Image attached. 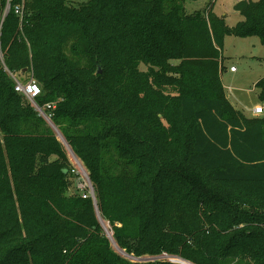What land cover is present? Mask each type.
<instances>
[{
    "label": "trees",
    "instance_id": "1",
    "mask_svg": "<svg viewBox=\"0 0 264 264\" xmlns=\"http://www.w3.org/2000/svg\"><path fill=\"white\" fill-rule=\"evenodd\" d=\"M187 1L0 0V264H264V116L221 80L227 36L264 46V0L235 26Z\"/></svg>",
    "mask_w": 264,
    "mask_h": 264
},
{
    "label": "rangeland",
    "instance_id": "2",
    "mask_svg": "<svg viewBox=\"0 0 264 264\" xmlns=\"http://www.w3.org/2000/svg\"><path fill=\"white\" fill-rule=\"evenodd\" d=\"M210 1H215L214 11L218 16H225L228 26H235L239 21L244 19L239 12L233 10V5L239 0H198L197 2H186V8L189 11L201 10L205 4ZM1 54V51H0ZM223 55L225 58L224 66L226 70L222 74V85L224 86L226 100H228L234 112L240 113L248 118H253V110L255 107L262 105L264 102L260 101V91L257 88V83L264 78V46L259 39L255 37H236L227 36L224 41ZM231 67H235L237 72L230 71ZM144 68V67H143ZM17 78L23 80L22 76L17 74ZM24 101L29 103L25 98ZM261 116H254V118H263ZM60 138V136H59ZM60 140H62L60 138ZM63 144L68 149L69 157L72 166L80 173L77 179L79 186L83 188L88 183L87 176L83 173L84 167L79 163L80 161L72 154L71 149L62 140ZM82 167V168H81ZM85 170V169H84ZM81 183V184H80ZM73 191V189H71ZM129 259L131 257L126 256ZM162 260H172V257L165 256L160 258ZM134 261L147 263L154 260V258L133 259Z\"/></svg>",
    "mask_w": 264,
    "mask_h": 264
},
{
    "label": "built area",
    "instance_id": "3",
    "mask_svg": "<svg viewBox=\"0 0 264 264\" xmlns=\"http://www.w3.org/2000/svg\"><path fill=\"white\" fill-rule=\"evenodd\" d=\"M10 2H11V0H8L6 13H8L10 11V9H11ZM14 11H15V13L18 16H22V14H23L22 5L21 4L16 5L14 7ZM230 71L235 73V72H237V69L235 67H231ZM14 79L16 81V85H15L16 92L21 94V95H23L32 104V106L35 109V111L38 112L40 115H42L49 122L50 121V116L47 115V113L45 111H50L51 109L54 108V106L49 104L47 106L41 107L38 104L37 99L42 94V88L36 82V80L34 78H32V77H30V79L28 81H26V82H22L20 80H17L16 78H14ZM263 114H264V107L262 105L257 106V107L254 108L253 116H261ZM74 171L76 173H78V171H76V169ZM82 171L87 176L86 171L83 168H82ZM78 174H80V173H78ZM87 179H88V176H87ZM88 181H89V179H88ZM85 186L89 189V194L93 195L91 184L87 183ZM84 197H86V196H84Z\"/></svg>",
    "mask_w": 264,
    "mask_h": 264
},
{
    "label": "water",
    "instance_id": "4",
    "mask_svg": "<svg viewBox=\"0 0 264 264\" xmlns=\"http://www.w3.org/2000/svg\"><path fill=\"white\" fill-rule=\"evenodd\" d=\"M102 72V69H101V67H99V69H98V73L100 74ZM49 123H50V121H49ZM51 124V123H50ZM60 136V138L64 141V139L62 138V136L61 135H59ZM65 142V141H64ZM143 259V258H142ZM172 261V260H171ZM173 261H178V262H180V263H184V264H190V263H188V262H186V261H184V260H182V259H179V258H173Z\"/></svg>",
    "mask_w": 264,
    "mask_h": 264
},
{
    "label": "crops",
    "instance_id": "5",
    "mask_svg": "<svg viewBox=\"0 0 264 264\" xmlns=\"http://www.w3.org/2000/svg\"><path fill=\"white\" fill-rule=\"evenodd\" d=\"M239 1H241V0H239ZM254 1H258V0H254ZM238 2V1H237ZM237 2H235L234 3V5L237 3ZM234 5H233V7H234ZM234 10V9H233ZM216 13V12H215ZM217 14V13H216ZM218 15V14H217ZM220 16V15H219ZM251 117H254V116H251Z\"/></svg>",
    "mask_w": 264,
    "mask_h": 264
}]
</instances>
